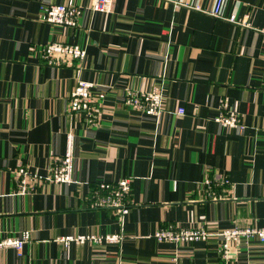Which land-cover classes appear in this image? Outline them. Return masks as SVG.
Returning a JSON list of instances; mask_svg holds the SVG:
<instances>
[{
  "label": "crops",
  "instance_id": "1",
  "mask_svg": "<svg viewBox=\"0 0 264 264\" xmlns=\"http://www.w3.org/2000/svg\"><path fill=\"white\" fill-rule=\"evenodd\" d=\"M91 1L0 0V239L28 231L20 251L0 247V264H264L256 240L223 263L220 237H154L169 224L264 226V0H224L222 12L247 26L192 8L214 0H114L105 12ZM51 3L80 6L77 25L46 22L40 7ZM53 41L85 49L81 71L45 63L42 48ZM78 76L91 83L96 123L68 110ZM154 88L156 114L125 102L127 89ZM231 114L234 126L215 119ZM68 132L71 181L20 191L17 168L46 176ZM218 173L229 186L205 194L203 178ZM125 176L126 214L91 206L98 182ZM89 233L122 238L60 240Z\"/></svg>",
  "mask_w": 264,
  "mask_h": 264
},
{
  "label": "built area",
  "instance_id": "2",
  "mask_svg": "<svg viewBox=\"0 0 264 264\" xmlns=\"http://www.w3.org/2000/svg\"><path fill=\"white\" fill-rule=\"evenodd\" d=\"M114 0H92L89 8L92 11H109L112 8ZM224 0H214L213 6L209 10H205L197 5L192 8L204 10L214 17L225 19L229 22L249 25L244 18L238 20L235 13L225 15L222 12V5ZM41 10L44 14V20L48 23L62 26L75 27L78 23V18L81 13V7L74 4L51 3L42 5ZM85 49L76 43H67L63 41H53L45 44L42 48L41 57L48 65L62 66L74 65L81 71L82 60L85 57ZM91 83L81 76L77 77L76 84L69 93V107L70 113H83L85 121L89 123H96L99 118L97 108L94 106L91 99ZM125 102L131 106L133 111L156 114L159 112L162 101V93L160 89L154 88L152 91H138L135 89H127L125 91ZM179 113L184 112V108H178ZM216 120L221 121L225 125L234 126L237 123V118L234 114L227 116H218ZM71 132L67 133L66 149L62 156L51 158V165L47 168V174L44 177L37 173L28 170L25 166H19L15 172V179L19 183L20 191L28 190L33 192L35 190L34 184L41 179L48 182H69L71 181L72 171V140ZM202 188L205 194L211 195L215 187H227L230 180L223 174H215L214 177L205 176L202 180ZM227 190V189H226ZM130 178L125 176L114 182H98L90 193L91 206L93 208H110L122 216L126 214L130 206ZM154 237L157 240L165 241H188L196 240H210L220 237L219 253L221 261L228 263L233 254H235V247L248 246L253 240L264 244V226H245L233 227L226 229L209 230L204 226L198 227H180L169 224L167 226L159 227ZM28 238V231H23L21 236H7L0 239V247L13 246L17 251H20L23 243ZM122 238V234L111 233L105 235L97 234H81L76 236H63L60 240L66 244L71 240L78 243L90 241L99 243L100 240H105L109 243H118Z\"/></svg>",
  "mask_w": 264,
  "mask_h": 264
},
{
  "label": "trees",
  "instance_id": "3",
  "mask_svg": "<svg viewBox=\"0 0 264 264\" xmlns=\"http://www.w3.org/2000/svg\"><path fill=\"white\" fill-rule=\"evenodd\" d=\"M103 209H108V208H103Z\"/></svg>",
  "mask_w": 264,
  "mask_h": 264
}]
</instances>
